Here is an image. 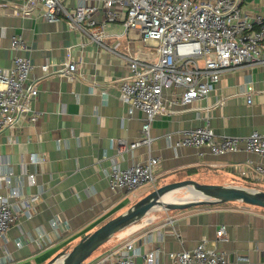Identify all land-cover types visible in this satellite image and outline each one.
Segmentation results:
<instances>
[{"label": "crops", "instance_id": "1", "mask_svg": "<svg viewBox=\"0 0 264 264\" xmlns=\"http://www.w3.org/2000/svg\"><path fill=\"white\" fill-rule=\"evenodd\" d=\"M27 1L0 0V65L11 67L16 54L30 57L39 89L30 105L40 112L35 121L30 112L23 114L0 137V177H10L8 184L0 180V193L10 195L17 190V195L9 197L18 215L6 238L0 239V264H45L155 188L148 184L133 192L113 191L108 173L116 163L126 167L145 162L149 155L159 156L156 187L194 179L264 190V177L254 168L257 163L264 165V155L246 150L215 155L207 148L175 147L186 129L206 123L219 134L264 133V66L246 65L224 72L206 97L189 105L172 103L166 91L167 112L152 123L150 147L140 144L119 151L118 139L127 143L141 139L145 121L142 110L129 113L127 103L118 96L119 82L129 73L121 54L150 49L156 55L155 42H145L137 30L126 31L123 13L104 25L107 47L101 46L71 28L64 15L57 21L46 20L39 2L29 13L12 11L13 4ZM79 1L67 0L66 4L73 7ZM242 5L247 12L261 11L264 0H242ZM94 19L101 24L103 12H96ZM14 35H22L28 48L14 49ZM69 53L78 64L77 75L70 80L61 72L52 73L65 67ZM46 62L52 74L43 77ZM251 87L255 95L248 103ZM243 168L248 174L241 173ZM31 173L35 174L33 182ZM34 196L37 199L30 202ZM27 201L29 206H24ZM221 224L227 227L225 240L217 239ZM204 237L237 264H264V207L242 201L160 207L113 235L82 264H109L108 253L127 241L139 251L141 263L149 264L145 254L160 247L164 252L153 264H171L169 251L193 249Z\"/></svg>", "mask_w": 264, "mask_h": 264}, {"label": "built area", "instance_id": "2", "mask_svg": "<svg viewBox=\"0 0 264 264\" xmlns=\"http://www.w3.org/2000/svg\"><path fill=\"white\" fill-rule=\"evenodd\" d=\"M38 2L44 7L46 20L57 21L64 15L71 28L80 30L101 46L107 47L103 41L104 25L120 19L123 13L126 31L137 30L145 42H155L156 55L150 49L121 54L127 60L129 73L119 82L118 96L127 103L129 113L142 110L145 121L141 139L131 143L118 139L119 151L134 149L140 144L150 147L152 123L156 116L167 112L163 102L166 91L172 103L189 105L206 97L224 72L246 65L264 66V9L247 12L242 0H102L101 4L80 0L73 7L67 6V0H28L13 4L12 11L29 13ZM98 11L104 16L99 25L94 19ZM12 47L24 50L28 45L22 35H14ZM109 49L119 53L114 48ZM33 69L30 57L24 54H16L9 68L0 65V137L5 129L15 126L23 114L30 112L32 121L40 116V112L30 105L39 93L38 83L32 77ZM42 69L43 77L61 72L70 80L76 77L78 64L69 53L61 71L51 73L47 62ZM254 95V89L249 88L248 103L253 102ZM182 146L207 148L215 155L239 150L264 155V133L255 130L245 137L219 134L206 123L186 129L175 142V147ZM34 161L38 158L34 157ZM160 161L159 156L149 155L145 162L126 167L113 164L108 173L110 188L133 192L148 184L156 187ZM254 168L264 177L263 164L257 163ZM241 173L248 174V169L243 168ZM29 177L33 182L35 174L31 173ZM0 180L8 184L10 177L1 176ZM10 195H17V190L13 189ZM10 195L0 193V239L6 238L18 219ZM36 199L37 196L31 197L30 202ZM25 204L29 206V201ZM28 212L31 213L30 209ZM58 223L57 219L53 221L55 227ZM216 235L217 239H227L225 224L217 228ZM163 252L160 247L150 250L145 254L146 262L155 263ZM138 254L132 241H127L105 258L109 264H143L137 260ZM167 254L171 264H237L228 258L225 250L217 249L205 237L193 249Z\"/></svg>", "mask_w": 264, "mask_h": 264}, {"label": "water", "instance_id": "3", "mask_svg": "<svg viewBox=\"0 0 264 264\" xmlns=\"http://www.w3.org/2000/svg\"><path fill=\"white\" fill-rule=\"evenodd\" d=\"M177 190L193 195L188 199L163 200L165 194ZM229 201H242L264 207V190L240 184L201 183L194 179L177 180L157 186L126 211L87 233L70 250L58 253L45 264H82L113 235L139 221L154 209H178Z\"/></svg>", "mask_w": 264, "mask_h": 264}, {"label": "bare ground", "instance_id": "4", "mask_svg": "<svg viewBox=\"0 0 264 264\" xmlns=\"http://www.w3.org/2000/svg\"><path fill=\"white\" fill-rule=\"evenodd\" d=\"M184 192V196H176L175 194H178L179 192ZM192 193L190 192H185L183 190H177V191H173V192H169L167 194H165L163 196V200L165 201H174V200H179V199H188L190 197H192Z\"/></svg>", "mask_w": 264, "mask_h": 264}, {"label": "rangeland", "instance_id": "5", "mask_svg": "<svg viewBox=\"0 0 264 264\" xmlns=\"http://www.w3.org/2000/svg\"><path fill=\"white\" fill-rule=\"evenodd\" d=\"M146 186H147V185H146ZM180 193H181V196H184V195H185L184 192H182V191H181ZM175 195H176V194H175ZM94 253H95V252H94Z\"/></svg>", "mask_w": 264, "mask_h": 264}]
</instances>
